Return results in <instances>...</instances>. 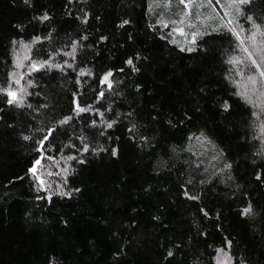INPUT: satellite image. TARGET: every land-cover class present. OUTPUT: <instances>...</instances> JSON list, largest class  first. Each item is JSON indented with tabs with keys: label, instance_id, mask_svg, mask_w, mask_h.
I'll list each match as a JSON object with an SVG mask.
<instances>
[{
	"label": "trees",
	"instance_id": "obj_1",
	"mask_svg": "<svg viewBox=\"0 0 264 264\" xmlns=\"http://www.w3.org/2000/svg\"><path fill=\"white\" fill-rule=\"evenodd\" d=\"M185 4L0 0V264H264V142L233 83L238 39L215 10L212 32L174 44L152 11ZM240 10L264 32V0Z\"/></svg>",
	"mask_w": 264,
	"mask_h": 264
},
{
	"label": "rangeland",
	"instance_id": "obj_2",
	"mask_svg": "<svg viewBox=\"0 0 264 264\" xmlns=\"http://www.w3.org/2000/svg\"><path fill=\"white\" fill-rule=\"evenodd\" d=\"M155 1L160 0H150V3ZM184 3L186 10L182 11L180 17H168L152 11L153 16L157 18V24L170 33L168 38L174 44L191 48L201 34L212 32L211 22L213 23L215 10L218 12L225 25L237 36L238 51L231 60L233 83L240 96L253 106L256 124L259 123V133L264 142V32L252 23H248V26H238L235 23L234 20L239 17L241 11V0H183L182 4ZM18 54L22 64L29 61V49L26 45H21ZM109 73L112 74L109 71L102 78V83L107 86L112 83ZM9 93H14L12 98H18L17 90L10 89ZM198 150L208 164L218 161V157L213 155L202 141ZM38 178L45 185L42 177ZM218 259L219 264H227V256L220 255Z\"/></svg>",
	"mask_w": 264,
	"mask_h": 264
},
{
	"label": "snow or ice",
	"instance_id": "obj_3",
	"mask_svg": "<svg viewBox=\"0 0 264 264\" xmlns=\"http://www.w3.org/2000/svg\"><path fill=\"white\" fill-rule=\"evenodd\" d=\"M182 2H183V0H182ZM129 63H130V61H129ZM109 75H111V74L109 73ZM105 80H107V77H105ZM9 95H11V96L14 97V93H9ZM82 110H83V109H82ZM36 163L38 164V163H39V160H37ZM32 171L35 172V169H33ZM246 211H247V210H246Z\"/></svg>",
	"mask_w": 264,
	"mask_h": 264
},
{
	"label": "water",
	"instance_id": "obj_4",
	"mask_svg": "<svg viewBox=\"0 0 264 264\" xmlns=\"http://www.w3.org/2000/svg\"><path fill=\"white\" fill-rule=\"evenodd\" d=\"M36 167H34V169H35Z\"/></svg>",
	"mask_w": 264,
	"mask_h": 264
}]
</instances>
